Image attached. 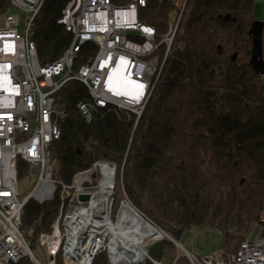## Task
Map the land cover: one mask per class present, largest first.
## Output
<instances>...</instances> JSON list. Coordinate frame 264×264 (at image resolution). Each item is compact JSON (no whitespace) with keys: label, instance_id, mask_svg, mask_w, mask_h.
I'll return each instance as SVG.
<instances>
[{"label":"trees","instance_id":"obj_1","mask_svg":"<svg viewBox=\"0 0 264 264\" xmlns=\"http://www.w3.org/2000/svg\"><path fill=\"white\" fill-rule=\"evenodd\" d=\"M7 1L0 0L3 9ZM69 1L43 0L31 23L28 36L41 65L58 61L72 41L58 23ZM254 1L185 0L178 9L170 1L149 0L140 20L156 31L152 55L163 65L142 113L137 118L106 106L86 121L77 103L88 100V90L75 80L63 84L53 102L63 122L60 139L50 145L52 179L70 184L96 160L110 162L117 168L119 203L127 198L176 242L192 227L213 228L222 237L220 249L236 252L264 208V80L252 59ZM171 25L175 33L162 62ZM222 33L235 53L220 50ZM95 51L84 45L74 68ZM17 172L24 179L30 171L20 161ZM59 206L58 195L25 204L22 228L30 248ZM168 245L156 243L149 257L167 263ZM94 259L92 264H107L103 253Z\"/></svg>","mask_w":264,"mask_h":264},{"label":"built area","instance_id":"obj_2","mask_svg":"<svg viewBox=\"0 0 264 264\" xmlns=\"http://www.w3.org/2000/svg\"><path fill=\"white\" fill-rule=\"evenodd\" d=\"M146 1L133 0L122 7L113 5L112 0H70L58 23L72 34V41L58 61L46 66L40 64L28 36L43 0H8L7 7L0 6V264H42L31 251L22 216L30 200L41 204L57 195L58 213L42 225L36 238L37 245L45 250L47 264H57V258L62 264H92L101 253L107 264H264V208L257 221L247 227L236 252L219 249L202 259L189 254L156 223L137 212L161 237L147 241L137 256L130 258L119 246L111 250L108 224L116 222L123 203L137 211L127 198L121 200L117 211L113 209L115 165L96 160L85 171L76 173L70 184L58 185L52 179L50 145L60 139L63 122L53 102L63 84L75 80L88 90V100L77 103V110L86 121L95 109L106 106L129 111L137 118L142 113L160 73L159 70L153 75L155 67L151 64L153 60L160 64V58L152 55L158 48L156 31L140 20ZM166 1L178 9L185 4V0ZM13 9L23 14L21 28ZM174 33L175 28L169 26L163 38L168 47L162 62ZM262 37L264 66V34ZM86 44H93L96 51L76 70L77 55ZM261 79L264 80V72ZM126 80L127 84H123ZM20 161L36 177L23 200L18 195ZM86 195V200L81 199ZM104 195L110 197L109 202ZM82 214L92 220L85 231ZM165 241L176 252H166L171 257L167 263L156 262L149 257V249Z\"/></svg>","mask_w":264,"mask_h":264},{"label":"rangeland","instance_id":"obj_3","mask_svg":"<svg viewBox=\"0 0 264 264\" xmlns=\"http://www.w3.org/2000/svg\"><path fill=\"white\" fill-rule=\"evenodd\" d=\"M12 14L18 19L19 24H22V19H24L23 14L20 13L19 10L13 9ZM253 20L257 22H263L264 21V3H262V0H255L254 1V7H253ZM22 25L20 26V28ZM219 37L224 40L223 43H221V48L220 50L225 51L226 53L228 52L227 55L235 53L234 50H232V46L230 47L229 45H225L224 43L227 41L225 34H220ZM151 64L153 67H155V71L153 72V75L159 71L162 67L161 64H157V62L151 61ZM158 65V66H157ZM157 67V70H156ZM152 75V76H153ZM36 177L32 173H30L28 176L24 177V179H19V185H18V195L21 200L25 199L28 196L29 191L32 189L34 185ZM116 193H115V202L116 205H120L119 201L121 195L120 194V189L116 187ZM128 201V199H127ZM128 204L131 207H134L136 210L137 208L130 202L128 201ZM119 207L115 209L117 211ZM136 212H139L138 210ZM142 216H145L144 213L139 212ZM114 219L116 218V215H114ZM147 219H149L147 216H145ZM150 220V219H149ZM156 223V222H155ZM161 230V225L159 223L156 224ZM163 231V230H162ZM222 237L219 233V231H216L215 229H198L195 227H192L189 229V231L183 235V237L179 238L178 244L185 249L189 254L195 255L197 258L202 259L206 257H211L213 253L218 251L221 248L222 245ZM179 250L182 251L181 248ZM31 251H33L34 255L36 258L42 263V264H47V257L45 255V250L41 249L37 243H33L31 247ZM167 251L170 254H175L176 249L172 245H168Z\"/></svg>","mask_w":264,"mask_h":264},{"label":"bare ground","instance_id":"obj_4","mask_svg":"<svg viewBox=\"0 0 264 264\" xmlns=\"http://www.w3.org/2000/svg\"><path fill=\"white\" fill-rule=\"evenodd\" d=\"M148 1H146V4ZM122 83L127 84V80ZM103 193L105 194L106 191H103ZM106 199H108V196H106ZM118 213L116 222L108 224L112 234V251L119 246L127 255L129 254L130 258H134L147 241L161 237V234L151 230L142 217L125 203L121 205ZM81 218L82 230L85 231L90 228L89 224L92 220L88 217L86 219L84 214L81 215Z\"/></svg>","mask_w":264,"mask_h":264},{"label":"water","instance_id":"obj_5","mask_svg":"<svg viewBox=\"0 0 264 264\" xmlns=\"http://www.w3.org/2000/svg\"><path fill=\"white\" fill-rule=\"evenodd\" d=\"M229 16H227L226 18H228ZM251 29H250V34H251V38L252 39V59H258V63L261 65V68H260V74L262 75L263 74V69H264V66H263V61L261 60V40H262V37H261V32H262V29H263V24L262 22H253L251 24ZM88 197L87 195L86 196H82L81 199L83 200H86Z\"/></svg>","mask_w":264,"mask_h":264}]
</instances>
